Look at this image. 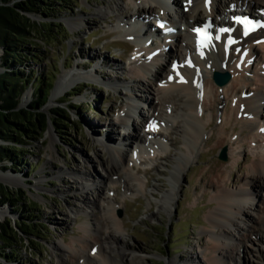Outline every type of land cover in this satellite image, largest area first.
<instances>
[{
  "label": "rangeland",
  "instance_id": "rangeland-1",
  "mask_svg": "<svg viewBox=\"0 0 264 264\" xmlns=\"http://www.w3.org/2000/svg\"><path fill=\"white\" fill-rule=\"evenodd\" d=\"M16 1L10 0L9 4ZM115 4H120L122 11L136 12L139 16L143 13L137 10V7L145 10L148 8L146 0H65L43 5L51 8L47 11L52 17L44 18L39 14L27 13L30 19L43 22L41 27L46 30L43 32L39 28L29 34V37L38 43L31 49L40 53L42 60L33 62L28 59L23 63L24 70L34 76L44 75V82L49 80L53 82V87L49 90L47 100L40 112L50 115L53 109H64L67 113L66 118L58 121H63L66 125L56 126L48 120L43 134L40 137L33 134L34 138L29 141L30 144L20 151L22 159L18 167L11 166L7 160L0 164V174L19 179L18 184H15L14 180L13 183H8L2 177L4 184L18 198L19 204L23 205L14 210L7 203L1 205L0 209L4 211L1 213L0 222H7L8 226L17 229L15 224H21L25 220L24 222L33 223L34 227V233L29 236L18 232L20 238L15 244L17 250L13 255L14 259L6 263L0 257V263L3 262L1 264H87L85 261L88 264H98L96 260L91 262L94 252L86 253L84 250V257L82 255L80 259L57 248V243L66 246L73 239L82 237L84 241H88L98 249L102 242L97 237L106 232H113L110 224L106 228L105 224H101L103 227L98 228L91 225L90 232L85 233L80 229V226L87 221L91 223L94 218L101 216L100 208H96L92 213L87 210L88 204H85L82 195H86L88 200L92 199L94 204L97 203L100 207L108 202L104 196H108L117 205L115 216L119 223L121 221L123 223L119 233L113 232L118 238L110 240L109 245L102 244L110 247H101L108 258V264H193L191 262L193 258L204 259L202 253L207 257L210 255L207 253L205 234L212 229L206 221V215L214 206L211 200L214 188L209 187L204 180L208 166L216 165L215 176L218 180L227 179L230 174V180L226 185L234 190L237 186L236 182H233L235 177L243 178L249 162L264 148L261 138L250 140L252 137L249 138L247 133L240 132L239 128L234 134L240 132L244 144L240 145L241 147L232 145L228 142L232 134L231 130H228L225 142L216 146V141L213 139L208 141V144H202L179 173L178 180L173 179L171 174L174 171V164L178 159L180 160V156L188 154L186 141L179 131H170L169 128V130L161 128L160 131L159 126H156L157 129L145 127L147 125L144 123V117L156 113L152 105L156 104L157 98L153 94H148L147 88H144L150 83L152 86L150 73L144 75L145 80L142 84L137 82L133 73L136 59L147 58L145 61H149L150 54L140 51L138 56L135 55L137 45L119 31L122 27L118 19L122 17L114 16V13H118L115 11L117 9ZM153 7L154 13L164 15V10L158 3L155 2ZM107 8L113 12L100 15L96 10ZM168 9L173 18H176L178 4ZM151 13V11L146 13L142 20L148 28L159 32L153 28L152 22L155 16ZM50 20L52 24L47 26L44 22ZM75 21L76 24L73 25ZM170 27L173 29L171 35L173 32H180L183 35L188 30L186 24H182L178 19ZM165 47L169 51V55L166 52L169 56L167 61L165 57L162 62H157L159 66L156 65V61L153 63L150 61L153 65L152 71L157 69V82L158 79L169 80L174 76L172 55L177 52L175 49L181 50L177 43L172 41H168ZM181 52L182 55L178 56L179 61L184 54L182 50ZM2 53L0 47V55ZM100 60L104 68L102 66L101 71L96 73L99 75H93L90 69ZM87 61L88 64L85 63ZM0 68L2 69L1 66ZM73 70L81 73L90 71V74L78 75L85 79L79 81L78 78L71 89L53 98L52 90L59 75ZM101 78L114 80L115 84H109L108 80L101 82ZM210 79L211 77L204 75L199 79L202 92L199 93L202 108L199 117L202 123L207 124L203 131L205 138H212L215 133H220L223 121L221 113L228 106V101L222 103L218 107L220 114H217V108H210L213 99L210 98L211 96L216 94L222 98L225 96L222 90L220 92L211 85L212 79L211 81ZM31 89L29 86L23 92L18 103L19 107H27L30 104L33 98L32 92L28 94L26 103L23 101ZM135 94L147 98L152 104H141ZM133 105L136 107L134 108ZM125 112H128L130 119L128 127L123 123V119L127 118ZM49 128L55 144L52 151L48 149ZM135 130L144 133L145 146L150 141L149 137H146L149 134L147 132L153 130H158L178 142L175 145L163 144L162 148L154 144L149 149V154L137 153V159L131 158L126 163L128 164L126 168L139 177L142 186L128 179L108 184L104 166L111 165L112 155L107 148L109 142L107 143L103 138L109 137L112 142L123 140L122 138L127 140L128 133L134 134ZM130 144L128 143L125 149L128 155L137 151L134 149L136 146L132 144L130 150ZM223 147L226 149L224 160L219 157ZM238 150L240 154L237 153ZM161 152L168 153L169 158H165ZM50 153L52 158L49 156ZM243 158L247 160L241 162ZM234 160L238 162L237 165L232 166ZM3 165L6 166L5 169H2ZM78 172L89 181L80 178ZM95 173L100 176L97 177ZM117 173L120 175L119 172ZM92 179L96 180L98 191L90 187ZM86 181L89 188L83 191L81 185ZM173 184L176 185L175 196L171 200L165 197V200L163 195ZM257 190L258 197L255 203L260 208L264 203V182L260 183ZM99 197L101 200L98 199ZM162 202L171 205L160 207ZM246 212L250 214L251 220L256 219L257 210L247 206ZM248 224L252 225L251 221ZM242 233L245 235L244 231ZM230 243L233 244L234 241ZM243 246L240 247L238 258L235 256L231 264H264V245L257 241H248L243 242ZM85 253L91 256L90 259H87Z\"/></svg>",
  "mask_w": 264,
  "mask_h": 264
},
{
  "label": "bare ground",
  "instance_id": "bare-ground-1",
  "mask_svg": "<svg viewBox=\"0 0 264 264\" xmlns=\"http://www.w3.org/2000/svg\"><path fill=\"white\" fill-rule=\"evenodd\" d=\"M155 2L158 3L159 7L163 8V16L154 13L153 5ZM166 2H170L173 6L178 4V13L176 18H173L171 13L168 11L167 5H165ZM146 4L148 6L146 10L142 7L139 9L137 7V10H140V12L143 13L140 16L136 12L122 11V6L120 4H115L117 8L115 11H118L117 14L119 15L114 13V16H117L118 18V16L120 17L121 15L122 17L121 19H118V23L119 25L121 24L122 27L119 28L120 33L124 37H128L130 40L134 39L133 43L137 45L135 55L138 56L140 51H146L150 54L148 59L149 61H145L147 58H145V60L144 58L142 60L136 59L134 62L135 66L133 73L134 78L137 79L139 84H142V81L145 80V74L150 73L152 77L150 78V80L152 79V86L150 83V85L144 86V88H147L148 94H153V96L157 98L156 104L152 105L154 108L153 111H156V113L149 115V117H144V123L147 125L145 127L156 128V126H159L160 131L161 128H164V130L165 128H169L170 131H179L186 141L185 145L187 147L188 154L180 156V160L178 159L176 161L171 177H173L176 181L178 180L179 173L190 161V157H194L195 151H198L202 144H208L213 139L216 141V146H220L223 142H225L228 130H231L232 133L228 138V142L232 145L236 144L238 147H241L244 144V138L240 136V132L247 133L249 138L252 137L250 140L261 138V141L264 142V25L261 28H253L247 35L242 36L240 35L241 33H238L239 28L242 27V23H230L228 27H233L232 32L238 33V36L235 41L230 44L229 49H225L222 42V40L228 36V33L225 31L220 32V41L198 40L195 31L198 28L195 27L196 25L198 26L206 22H208L210 28H214L217 25L223 26L227 23L228 15L233 17L241 9L247 10V12L244 11V14H249L250 17L256 16L255 11L264 10V0H146ZM96 10L100 15H107L113 12L112 10H108V8L106 10ZM147 11H151V14L163 19V21L169 22L171 25H174L172 23L178 19L182 22V24H186L188 30L183 35H181L180 32H173L172 35L168 33L167 35H163L161 39H157L155 42L148 41V39L145 38L144 33V35L139 37L140 31H143L141 29L144 27L146 28V34L154 32V30L144 25L142 21L140 22V20L143 19L142 17L148 13ZM255 19L263 20L261 18H257V16ZM234 20L235 19H233L232 22H235ZM74 24H76V21L73 22V25ZM157 30L160 29L157 28ZM168 41L177 43V46L181 48L184 54L181 56L182 59L180 58L181 60L179 61L178 56L182 55V52L181 50L175 49L177 52L172 55L174 59V61H172L173 67L175 68L173 73L174 76H171L169 80L158 79L157 82V69L152 71L151 68L153 65L150 61L152 63L156 61L155 63L158 66L159 64L157 62H162L165 57L167 61L169 51L165 46ZM166 52H168V55ZM187 56H190L188 61ZM249 58H252L253 60V64L251 65H249ZM239 60L242 61V64L238 67L237 62ZM98 62L99 63L97 65L91 67L90 69L93 75H99L96 73H99L98 71H101L102 69L103 65L101 60ZM85 63L88 64V61ZM76 66L78 67V65ZM214 70L226 71L230 73L231 77L227 83L221 86L217 85L212 80L211 85L216 89H219L220 92L222 90L225 96L222 98L218 97L217 94L214 95L216 92L212 93L214 96L210 97H213L212 102H210V108H217V114H220V108L218 107L226 101H228V106L226 105V109L223 107L224 110L223 113H221L223 121L220 133H215L212 138H205L203 131L206 129L207 124L202 123L199 117L202 112L200 102L201 99L199 95L201 92L199 79L202 75L211 77ZM90 71L82 73L89 76ZM69 73L71 74L68 75ZM69 73L59 75L54 89L52 90L53 98H57L63 93V91L66 92L71 89L78 78L79 81L84 78L78 76L82 74L81 72H75L73 70ZM104 80L107 81L108 78ZM104 80L101 78V82ZM113 81L114 80H108L109 84H115ZM31 92L32 91L26 94V98H24L25 100L23 103H26V99L29 96L28 94H31ZM137 101H140L141 104H152V102H150L147 98L140 96V94L137 95ZM207 103L208 102H206V104ZM133 107L135 108L136 105H133ZM125 116L127 118L125 117L126 119H123V123L128 127V121H130L128 118V112H125ZM237 128H239L240 132L234 134L237 131ZM50 130L51 129L49 128L48 135L50 137V144L48 149L52 151L55 148V144ZM144 131L146 132L145 129ZM157 131L153 130L147 132L149 134H147L146 137H149L150 145L147 144L146 146L144 145V133H141V130H135L134 134L128 133V139L132 138L131 144L136 146L134 148L135 150L137 149V151L132 152L130 155H128L125 150L128 143L130 144L131 142L128 139L126 140L122 138L123 140L112 142L109 137L103 138L107 143L109 142L107 148L109 153L112 155L111 165L104 166V172L106 174L108 184H115L116 182L123 181V179H128L139 183V185L142 186L143 183L139 182V177L126 168V165H128L126 163H128L131 158L137 159V153L149 154V149L152 148L154 144L155 146L162 148L164 146L163 144L167 143L168 145H175L178 142V140H171L162 132ZM131 144L129 145L130 150L132 148ZM239 150L237 152L238 154H240ZM161 154H163L165 158H169L168 153L161 152ZM49 156L52 158V153H50ZM254 156L256 157L249 162L244 177H235L233 182H236L237 186L234 190L229 189L226 185L230 180V174H228L227 179L218 180L217 176H215L217 174V172L215 174L216 165L208 166L204 180L209 187L214 188L211 198L214 202V206L207 212L206 215V221L212 229L208 230L205 234L207 253L210 255L207 257L204 253H202V258L204 259L197 258L196 260L191 257V262H193V264H231L235 256L238 258L240 247L243 246V242L257 241L261 245H264V203L260 208L255 203V200L258 197L257 189L260 187V183L264 182V148L260 153H258V155ZM244 160H247V158H243L241 162H244ZM237 162V160H234L232 166L237 165ZM117 172H119L120 175ZM77 174L81 175L80 178L89 181V179L85 178L81 172H78ZM99 176L97 175V177ZM2 177L5 178L8 183L12 182V180H14L13 182L15 184H18L19 182V179H12L11 176L6 177L0 174V180H3ZM87 181L85 184L81 185V189L83 191L89 188L86 185ZM95 182L96 180H93L90 187L98 191V188H96L98 185H96ZM175 188L176 185L173 184L171 189L164 193L163 198L165 199L166 197L169 200L173 199L175 196ZM99 190L101 191L100 188ZM82 196L85 204H88V207L86 206L87 210L92 213V211L96 210V208H100L101 216L99 218H94V221L91 223L87 221L80 226V229L85 233L90 232L92 226L98 228L99 226H102L101 224H105L106 228L109 227L108 224H110L112 228L111 231L119 233L120 226L123 223L122 221L119 223V220L115 216V210L117 208L116 203L110 200L108 196H104L105 199H108V202L106 204L103 203L104 205L100 207L99 204H94L92 199L88 200L86 195ZM100 198L101 197L98 199ZM169 204L170 203L164 204V202H162L160 203L161 206H159L170 207L171 204ZM247 206L252 207L255 211H258L257 217L254 221L250 219V214L248 215L246 212ZM2 211L4 210L0 209V217ZM250 221L252 225L248 224ZM242 231L245 232V235ZM113 232H106V234L97 237V239L102 242H99L101 247L103 246L102 244L109 245L110 240L118 238L116 233ZM232 241H234L233 244L230 243ZM101 247L96 249L94 246L90 245L88 241H84L82 237L73 239V241L70 244H66V246L59 245V243H57V248H61L62 250L73 254V256L77 258L81 259L82 255L84 257V250H86V253L88 251L94 252L92 257L85 253L87 259H90L91 257V262L96 260L98 264H108V258L104 255V250ZM85 262L88 264L87 261Z\"/></svg>",
  "mask_w": 264,
  "mask_h": 264
},
{
  "label": "trees",
  "instance_id": "trees-1",
  "mask_svg": "<svg viewBox=\"0 0 264 264\" xmlns=\"http://www.w3.org/2000/svg\"><path fill=\"white\" fill-rule=\"evenodd\" d=\"M9 1L0 0V47L3 50L0 55V164L7 160L11 166L18 167L22 159L20 151L30 144L29 141L34 138L33 134L38 137L43 134L48 120L56 126L66 125L63 121H58L66 118L64 109H53L50 115L40 112L53 82H44L42 74L34 76L32 73H26L23 67V63L28 59L33 62L42 60L40 53L31 49L38 43L31 39L29 34L39 28L43 32L46 30L41 27L43 22L30 19L27 13L39 14L44 18L52 17L47 11L51 8L43 5L65 0H17L13 4H9ZM44 23L51 25L52 20ZM29 86L33 89L32 101L27 107H18L23 92ZM56 118L57 120H54ZM5 168L3 165L2 169ZM5 203L9 204L12 210L23 206L9 187L0 182V206ZM24 221L21 223L23 226L15 224L17 229L8 226L7 222H0V257L6 263L15 257V244L20 238L18 232L28 236L34 233L33 223Z\"/></svg>",
  "mask_w": 264,
  "mask_h": 264
},
{
  "label": "water",
  "instance_id": "water-1",
  "mask_svg": "<svg viewBox=\"0 0 264 264\" xmlns=\"http://www.w3.org/2000/svg\"><path fill=\"white\" fill-rule=\"evenodd\" d=\"M0 71H1V69H0ZM212 78H213L214 82L217 85L221 86V85H224L225 83H227L230 80V74L228 72H226V71L225 72H221V71H218V70H214L213 73H212ZM30 91H32V89ZM1 142L2 141L0 140V143ZM219 157L221 159H223V160L226 159V149H225V147H223L221 149ZM0 182L5 183L2 180H0ZM120 212L121 211H119V214H120Z\"/></svg>",
  "mask_w": 264,
  "mask_h": 264
},
{
  "label": "snow or ice",
  "instance_id": "snow-or-ice-1",
  "mask_svg": "<svg viewBox=\"0 0 264 264\" xmlns=\"http://www.w3.org/2000/svg\"><path fill=\"white\" fill-rule=\"evenodd\" d=\"M245 34H247V32H245Z\"/></svg>",
  "mask_w": 264,
  "mask_h": 264
}]
</instances>
